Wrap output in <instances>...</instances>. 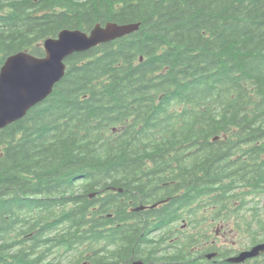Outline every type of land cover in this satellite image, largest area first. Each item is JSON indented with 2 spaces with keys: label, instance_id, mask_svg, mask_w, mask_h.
Listing matches in <instances>:
<instances>
[{
  "label": "trees",
  "instance_id": "1",
  "mask_svg": "<svg viewBox=\"0 0 264 264\" xmlns=\"http://www.w3.org/2000/svg\"><path fill=\"white\" fill-rule=\"evenodd\" d=\"M107 23L140 29L0 131V264H228L217 227L264 241V0H0V72Z\"/></svg>",
  "mask_w": 264,
  "mask_h": 264
},
{
  "label": "water",
  "instance_id": "2",
  "mask_svg": "<svg viewBox=\"0 0 264 264\" xmlns=\"http://www.w3.org/2000/svg\"><path fill=\"white\" fill-rule=\"evenodd\" d=\"M139 29L140 24L117 23L97 24L89 33L65 29L58 37L45 41L44 57H36L25 51L9 56L0 72V131L22 120L32 108L52 94L55 86L66 74L65 61L69 57L133 34ZM144 209L142 206L135 211ZM263 254L264 243H260L228 258L226 262L245 264L248 260L259 258ZM217 255L208 254L206 258L213 260Z\"/></svg>",
  "mask_w": 264,
  "mask_h": 264
},
{
  "label": "rangeland",
  "instance_id": "3",
  "mask_svg": "<svg viewBox=\"0 0 264 264\" xmlns=\"http://www.w3.org/2000/svg\"><path fill=\"white\" fill-rule=\"evenodd\" d=\"M186 223H183L182 228L184 230H187V226H184ZM181 223L179 224V226ZM217 230V229H216ZM215 230V231H216ZM225 235V237H223ZM247 241L238 236L236 232L232 231L231 233L226 232L220 235V239L217 240L216 244L218 247L223 248V249H230V250H235V251H241L246 249L247 245H245ZM264 260V257L261 259V262Z\"/></svg>",
  "mask_w": 264,
  "mask_h": 264
},
{
  "label": "flooded vegetation",
  "instance_id": "4",
  "mask_svg": "<svg viewBox=\"0 0 264 264\" xmlns=\"http://www.w3.org/2000/svg\"><path fill=\"white\" fill-rule=\"evenodd\" d=\"M135 209H139V207H136V208H133V207H132V208L130 209V211H131V212H135V213L145 211V210H142V211H141V210H139V211L136 210V211H135ZM147 209H148V208H147ZM147 209H146V210H147ZM223 237H225V235H223ZM140 261H141V260H136V261L133 260V262H132L131 264H134V263H136V262H140ZM142 262H143V261H142ZM144 264H145V263H144Z\"/></svg>",
  "mask_w": 264,
  "mask_h": 264
}]
</instances>
